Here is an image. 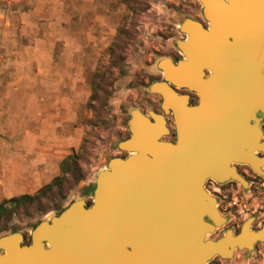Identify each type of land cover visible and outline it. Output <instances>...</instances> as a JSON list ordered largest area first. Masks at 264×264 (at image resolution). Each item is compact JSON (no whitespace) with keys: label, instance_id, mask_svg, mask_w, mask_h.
Wrapping results in <instances>:
<instances>
[{"label":"water","instance_id":"obj_1","mask_svg":"<svg viewBox=\"0 0 264 264\" xmlns=\"http://www.w3.org/2000/svg\"><path fill=\"white\" fill-rule=\"evenodd\" d=\"M200 2L215 31L221 0ZM180 30L186 34L177 40L183 58H162L163 79L149 87L162 97V111H130L131 135L118 144L127 155L112 157L98 172L92 203L81 197L41 220L30 243L19 230L1 235L0 264H211L216 256L230 259L236 248L252 250L264 241V227L246 234L252 218L238 234L227 229L211 237L228 217L205 187L213 178L246 188L238 164L264 175L263 78L256 69L251 102L220 97L235 77H221L217 54L203 51L200 20L186 17ZM205 67L212 70L208 79ZM182 88L196 91L200 102L191 105ZM170 114L175 141L164 138L171 133Z\"/></svg>","mask_w":264,"mask_h":264},{"label":"rangeland","instance_id":"obj_2","mask_svg":"<svg viewBox=\"0 0 264 264\" xmlns=\"http://www.w3.org/2000/svg\"><path fill=\"white\" fill-rule=\"evenodd\" d=\"M63 1L80 2L84 8L72 6L69 10L74 16L70 22L55 26L52 5ZM132 2L133 10L124 0H0V147H14L22 137V117L9 114L13 107H20L13 101L23 95L45 98L41 106L46 114L31 121L32 129H46L41 137V153L60 165L65 156L76 152L85 174L82 181L72 182L63 206L81 197L92 201L98 172L112 157L127 155L118 144L131 135L132 109L146 113L162 110V97L149 91L162 74L158 62L181 54L177 40L185 36L180 30L184 18L203 16L200 0ZM60 27L67 32L62 34ZM120 28L128 30L130 37L120 60L113 62L108 47L118 40ZM40 62L43 73H39ZM98 70H102L109 85L89 106L93 75ZM27 80L31 81L29 87ZM181 91L187 93L184 88ZM173 130L164 138L172 139ZM52 166L53 162L48 168ZM55 176L49 175L47 180ZM253 180L246 188L233 180L207 181V189L218 197V207L228 217L211 237L234 230L235 224L244 223L253 211L262 215L264 175L258 174ZM40 188L24 193L32 194ZM32 211L33 215H16L10 221L12 227L24 233L25 243L31 242L38 221L57 213L51 210L40 214L35 208ZM9 232H0V236ZM262 250L245 254L250 263L234 255L230 259L214 258L211 264H264V244Z\"/></svg>","mask_w":264,"mask_h":264},{"label":"flooded vegetation","instance_id":"obj_3","mask_svg":"<svg viewBox=\"0 0 264 264\" xmlns=\"http://www.w3.org/2000/svg\"><path fill=\"white\" fill-rule=\"evenodd\" d=\"M226 2V5H224ZM221 13L226 14L224 22H218L215 31H212L210 21L204 16L202 6V18L200 20L206 30L202 49L211 50L217 54L216 68L221 74L223 73L227 78L235 77V82H231L226 86V89H221L220 97L222 98H236L237 100H245L251 102L254 98V84H255V70L259 71V75L264 81V0H221ZM186 38V34L184 39ZM177 62L183 56L180 54L177 57H172ZM212 70L208 67L204 68V79L211 77ZM163 75L156 79L162 80ZM155 80V81H156ZM222 88V87H221ZM190 96V104L195 105L200 102L199 94L189 88H184ZM180 93H183L179 89ZM162 111V110H161ZM157 111V112H161ZM168 126L174 132V137L170 140H176V130L173 115H167ZM254 120H250V124ZM261 128L263 129L264 139V120L261 121ZM238 170L249 181V185L254 183L253 178L258 177V174L247 164H238ZM242 166H247L242 167ZM242 167V169H241ZM216 181L209 178L208 181ZM218 182V181H216ZM219 183V182H218ZM238 183V182H237ZM240 183V182H239ZM223 207V206H222ZM264 209V208H263ZM256 211L243 219V222L252 218L250 221L249 230L259 231L264 227V210L260 211L262 215L257 216ZM243 223H236L234 233L241 232ZM224 235V234H223ZM264 241L258 240L254 243L252 250L245 248H236L234 255L242 259V262L250 261L245 259V254L259 251L263 253L262 245ZM215 258H221L216 256ZM250 263V262H249Z\"/></svg>","mask_w":264,"mask_h":264},{"label":"crops","instance_id":"obj_4","mask_svg":"<svg viewBox=\"0 0 264 264\" xmlns=\"http://www.w3.org/2000/svg\"><path fill=\"white\" fill-rule=\"evenodd\" d=\"M74 5L80 9L84 8L80 2L66 4L63 1L52 5L55 26L61 25L62 22H70L74 14L69 9ZM59 31L65 34L67 29L62 28L61 30L60 27ZM43 67L40 62L39 73L44 72ZM26 82L27 87H29L31 81L27 80ZM45 100L39 96L23 95L20 99L13 101L14 104H20V107H13L9 114L17 119L22 117V137L12 145L14 147H0V201L40 188L49 182V179L47 180L49 175L55 176L57 174L59 161L55 162L48 158L46 153H41V137L46 129H42L41 132L39 129L31 128L32 120H40L46 114V109L41 106L46 102ZM57 130L56 127L55 131L57 132ZM51 162H53V166L48 168Z\"/></svg>","mask_w":264,"mask_h":264},{"label":"trees","instance_id":"obj_5","mask_svg":"<svg viewBox=\"0 0 264 264\" xmlns=\"http://www.w3.org/2000/svg\"><path fill=\"white\" fill-rule=\"evenodd\" d=\"M133 0H124L129 9H132ZM130 32L124 28L119 29L118 40L115 41L108 51L113 57L112 61H119L121 52L126 47ZM109 81L106 80L102 70H98L93 75V92L88 102L89 106H93V101L99 97L100 91H106ZM80 155L76 152L65 156L60 162V174L56 175L47 184L38 189L35 193H22L0 201V232L11 230L18 231V228L10 225V221L16 215L31 214L34 208L37 213L45 214L51 210L60 213L67 206H63V202L68 196V191L72 187V182H80L85 178V174L80 165ZM92 201L89 202L91 204ZM41 221V220H40ZM38 221L34 227L40 222Z\"/></svg>","mask_w":264,"mask_h":264},{"label":"bare ground","instance_id":"obj_6","mask_svg":"<svg viewBox=\"0 0 264 264\" xmlns=\"http://www.w3.org/2000/svg\"><path fill=\"white\" fill-rule=\"evenodd\" d=\"M220 13L218 14V21H220V22H224L225 21V18L227 17V13L226 14H224V13H221V11H219ZM202 42H203V40H202ZM203 51H207V50H204L203 49ZM209 179V178H208ZM208 179L206 180V183H207V181H208ZM225 182V181H224ZM206 183H205V187H206ZM206 189H207V187H206ZM208 190V189H207ZM209 191V190H208ZM210 192V191H209ZM211 193V192H210ZM212 194V193H211ZM217 205H218V203H217ZM223 214V213H222ZM250 232L248 231V233H246V234H249Z\"/></svg>","mask_w":264,"mask_h":264}]
</instances>
